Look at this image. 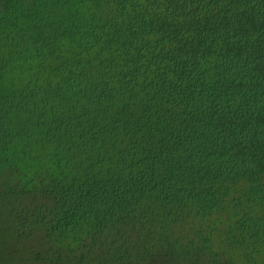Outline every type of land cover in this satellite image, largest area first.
I'll list each match as a JSON object with an SVG mask.
<instances>
[{"label": "trees", "instance_id": "1", "mask_svg": "<svg viewBox=\"0 0 264 264\" xmlns=\"http://www.w3.org/2000/svg\"><path fill=\"white\" fill-rule=\"evenodd\" d=\"M0 264H264V0H0Z\"/></svg>", "mask_w": 264, "mask_h": 264}]
</instances>
